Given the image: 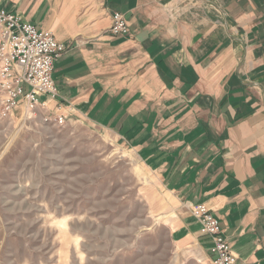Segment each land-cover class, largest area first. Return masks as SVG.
<instances>
[{"label": "crops", "instance_id": "crops-1", "mask_svg": "<svg viewBox=\"0 0 264 264\" xmlns=\"http://www.w3.org/2000/svg\"><path fill=\"white\" fill-rule=\"evenodd\" d=\"M0 10L66 46L58 96L40 101L135 153L169 197L177 250L211 264L189 209L203 204L239 264H264V0H0ZM114 12L128 35L108 33Z\"/></svg>", "mask_w": 264, "mask_h": 264}, {"label": "rangeland", "instance_id": "rangeland-1", "mask_svg": "<svg viewBox=\"0 0 264 264\" xmlns=\"http://www.w3.org/2000/svg\"><path fill=\"white\" fill-rule=\"evenodd\" d=\"M170 212L157 178L108 132L0 107V264H208L176 249Z\"/></svg>", "mask_w": 264, "mask_h": 264}, {"label": "built area", "instance_id": "built-area-1", "mask_svg": "<svg viewBox=\"0 0 264 264\" xmlns=\"http://www.w3.org/2000/svg\"><path fill=\"white\" fill-rule=\"evenodd\" d=\"M114 36L129 34L122 14L111 15L107 30ZM66 51L49 31H38L16 15L0 10V107L1 115L12 113L20 104L30 115L38 114L43 123L62 125L66 117L47 112L40 97L56 99L52 78L54 62ZM200 233L210 242L211 264H239L232 253L224 231L211 211L203 204L190 206Z\"/></svg>", "mask_w": 264, "mask_h": 264}]
</instances>
